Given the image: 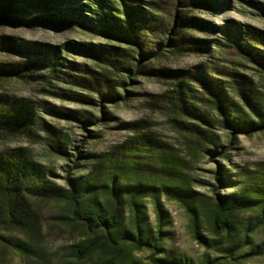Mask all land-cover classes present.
I'll return each mask as SVG.
<instances>
[{"label": "rangeland", "instance_id": "374dc122", "mask_svg": "<svg viewBox=\"0 0 264 264\" xmlns=\"http://www.w3.org/2000/svg\"><path fill=\"white\" fill-rule=\"evenodd\" d=\"M102 1L115 8L113 13L121 9L119 0ZM137 1L148 15L159 18L158 32L153 43L146 42L148 57L143 59L133 41L109 37L76 21L26 26L0 21V37L56 48L61 63L53 71L49 64L39 65V61L49 62L51 56L0 46V68L23 70L25 63L30 68L18 72L20 75L0 73V106L25 101L35 118L25 129L3 133L0 152L23 149L42 166L48 185L60 194L48 201L30 200L37 222L35 234L17 226L0 234V264H124L111 262V256L100 251L82 261L72 255L71 246L87 235L79 224L66 219L62 195L85 183L90 173L98 175L106 170L108 152L116 156L123 146L143 136L171 150L177 185L188 192L182 197L186 202H181L176 191H158L164 213L161 225L151 172L129 174V179L122 175L115 182L125 192V228L132 230V211L123 187L141 186L136 192L147 219L144 228L153 239H161L154 258L189 264H264V216L259 211L239 216L233 239L238 248L234 247L230 258H221L228 254L204 244L215 237L206 213L217 195L236 192L238 186L243 188L264 173V131L233 139L225 127L229 115L245 120L264 115V0H217L220 5L212 10L189 6L187 0ZM81 3L100 10L93 0H72L53 12L69 11ZM86 10L88 18L96 17ZM185 18L195 23H183ZM200 21L210 24L208 31L196 25ZM169 37L176 39L173 45ZM159 42L164 45L165 56L153 58ZM141 60L150 70L178 73L168 77L134 75V67ZM202 73H207L208 82L216 86L212 91L221 97L223 109L212 102ZM181 82L190 86L195 96L191 115H181L169 107V99ZM103 95L113 100H104ZM86 119L92 120L88 130L83 123ZM198 127L214 135L217 147L209 145V151L196 152L186 143L183 137H190L189 130ZM144 162L152 166L148 159ZM232 179L238 182L231 183ZM112 183L109 179L108 184ZM100 200L104 201L103 196ZM187 205L197 211L199 239ZM249 226L253 230L245 238ZM20 244L28 246L26 255L15 247ZM134 256L140 264L153 262L149 250Z\"/></svg>", "mask_w": 264, "mask_h": 264}, {"label": "trees", "instance_id": "16d2710c", "mask_svg": "<svg viewBox=\"0 0 264 264\" xmlns=\"http://www.w3.org/2000/svg\"><path fill=\"white\" fill-rule=\"evenodd\" d=\"M72 0H0V21H6L12 25H32L43 24L53 25L76 21L88 28H93L95 32L107 35L109 37L123 40L124 42L133 41L140 52V57H148L145 53L146 42L153 43V38L158 32V17L148 15L137 0H119L121 9H116L117 13L112 11L113 6L106 5L102 0H93L98 4L99 11L92 10V7L81 3L77 8H70L69 11L53 12L59 5H66ZM81 0H75L79 3ZM189 6H202L206 10H212L220 4L217 0H187ZM221 1V0H218ZM104 8L109 11L104 12ZM89 9L95 18H88L84 11ZM118 10V11H117ZM118 14V15H117ZM123 16L124 18H121ZM192 18L183 19V23L192 22ZM96 21V23H95ZM194 22V21H193ZM192 22V23H193ZM195 23V22H194ZM202 23V24H201ZM197 26L209 30L206 22L200 21ZM213 30V29H212ZM174 30L169 33L172 36ZM194 41V40H192ZM176 39L169 37V44L173 45ZM157 51L153 52V58L165 56L163 43H157ZM0 46L10 50L33 51L39 52L43 56H51L49 62L39 61V65L53 67L56 71L60 66V53L55 48L50 50L46 46H36L35 44L18 43L15 39L5 36L0 37ZM248 48H250L248 46ZM117 56V55H115ZM133 58V56H131ZM114 61L120 64V60L114 58ZM143 60L135 65L134 75L143 74L145 76H171L173 73L169 70H150L143 65ZM23 70H13L0 68L3 74H18L25 69H30L25 63ZM20 72V73H18ZM207 72V70H205ZM203 81L211 90L214 100L219 108L223 109L221 97L217 96L212 89L216 86L210 84L207 80V73H202ZM129 91V89H125ZM104 100H113V97L102 96ZM193 90L186 83L181 82L173 95L169 99V107L181 112V115L193 114L194 107ZM3 103V101H1ZM80 121L82 119L74 117ZM35 121L34 113L28 107L25 101H15L11 105L0 106V139L6 132H18L27 128ZM91 119L83 121L85 129ZM226 128L231 131L233 139L238 135H252L264 131V115L258 114L256 120H245L240 116L229 115L226 119ZM190 137H183L186 143L196 152L209 151V145H216V138L206 129L198 127L189 130ZM64 144V142H61ZM212 156L217 152H211ZM144 159L151 161V167L147 166ZM106 170L100 174L90 173L85 183L74 185L64 197L65 209L67 210L66 219L71 224H79L86 238L79 244L71 246L72 255L79 261L93 255L97 251L110 255L112 260H119L124 264H140L135 259V254L149 250L152 252V264H189L183 260L177 259H157L153 255L159 250L158 242L160 238L153 239L150 237L148 229L144 228L146 215L142 212V204L137 197V190L141 186L124 185L127 189V202L131 206L132 230L125 228V213L123 194L125 193L120 187L116 186L115 180L122 175L129 179V174L139 175L141 171L151 172V180L156 184L152 190L157 191L154 194L156 198V209L158 220L163 223V208L160 203V194L163 191L169 194L170 191H176L177 198L181 202H186L182 197L188 191L177 185L176 161L169 148H163L154 139L141 137L131 141L127 146H123L117 151V155L106 154ZM120 175H116L119 174ZM237 176V175H235ZM112 179V185L108 180ZM231 183L238 182L230 180ZM159 187H155V186ZM135 190V191H134ZM60 194H55L53 187L48 185L45 172L41 165L30 159L23 149H6L0 152V234L10 227L17 226L20 230L32 235L37 232V222L35 215L31 210L30 200L48 201L56 199ZM103 196L104 201L100 200ZM188 206L193 223V232L199 239L198 226L199 220L195 208ZM253 210L261 212L264 216V173L256 177L253 183L246 184L243 188L238 186L237 191L223 196L217 195L216 200L206 213V222L210 232L215 236L204 244L211 250H217L221 253L228 254L221 258H230L235 252L234 240L237 232L238 218L243 213H249ZM256 227V226H255ZM253 228L249 226L245 233V238H249ZM20 253L26 255L28 246L15 245ZM238 248V247H235ZM260 248V247H259ZM230 255V256H229Z\"/></svg>", "mask_w": 264, "mask_h": 264}]
</instances>
